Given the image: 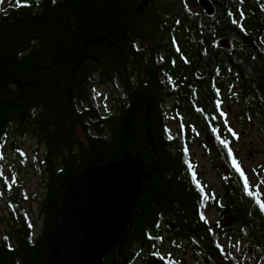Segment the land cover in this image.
I'll use <instances>...</instances> for the list:
<instances>
[{
	"label": "trees",
	"instance_id": "trees-1",
	"mask_svg": "<svg viewBox=\"0 0 264 264\" xmlns=\"http://www.w3.org/2000/svg\"><path fill=\"white\" fill-rule=\"evenodd\" d=\"M212 1L214 17L200 0H0V175L8 142L32 140L44 189L37 236L12 204L18 218L0 240V264H42L67 182L126 153L142 188L102 264H182L175 252L196 264L264 262V166L244 169L228 121L236 108L237 123L264 138V0ZM97 87L113 93L112 110L99 107ZM196 149L218 193L201 178Z\"/></svg>",
	"mask_w": 264,
	"mask_h": 264
},
{
	"label": "water",
	"instance_id": "water-1",
	"mask_svg": "<svg viewBox=\"0 0 264 264\" xmlns=\"http://www.w3.org/2000/svg\"><path fill=\"white\" fill-rule=\"evenodd\" d=\"M199 6L207 17L216 15L212 0ZM141 188L139 163L129 153L73 176L50 221L42 264H102L126 229Z\"/></svg>",
	"mask_w": 264,
	"mask_h": 264
},
{
	"label": "rangeland",
	"instance_id": "rangeland-1",
	"mask_svg": "<svg viewBox=\"0 0 264 264\" xmlns=\"http://www.w3.org/2000/svg\"><path fill=\"white\" fill-rule=\"evenodd\" d=\"M95 94L98 95L96 101L99 107L108 110L114 108L113 100L115 97L108 88L97 87ZM168 106H172V104L169 103ZM236 110L234 108L229 110L228 113V121L235 126L239 135V138L235 141V151L239 155L244 169L252 174L255 168L264 166V138L259 135L253 126L243 127L239 125ZM169 112L172 126L178 127L182 124L184 119L177 112H174L173 109ZM33 148L34 142L32 140H11L4 149V165L0 175V240L4 235L12 232L13 226L16 225L18 215L12 204L21 205L23 210L29 213L30 221L35 224L31 232L33 235L37 236L44 227L43 219L38 217V204L43 199L44 189L40 186L33 167L30 166L33 160ZM23 156H27L28 163H22ZM193 156L198 162L201 178L212 191L218 193L221 190V185L210 162L205 159L204 154L199 149L194 151ZM208 215L213 217L214 213L209 212ZM224 242L227 247L230 246L227 239ZM166 250L173 254L171 247L167 246ZM174 255L178 259H182V264H196L189 254L184 255L181 252H175ZM147 262L149 261H140L138 264H146ZM244 264L256 263L250 262L247 258ZM261 264H264V262Z\"/></svg>",
	"mask_w": 264,
	"mask_h": 264
},
{
	"label": "snow or ice",
	"instance_id": "snow-or-ice-1",
	"mask_svg": "<svg viewBox=\"0 0 264 264\" xmlns=\"http://www.w3.org/2000/svg\"><path fill=\"white\" fill-rule=\"evenodd\" d=\"M221 114L224 115V113H221ZM229 131H232V130L229 129ZM233 135H236V134L233 132ZM221 143L224 144L225 141L221 140ZM229 153L231 154V149H229ZM0 159H2V157H0ZM232 164H233V167L235 168V170L237 172H239L241 174V176L244 177V187L246 190H248V195L249 196L253 195L254 189L250 185L249 178L245 175L240 162L234 156L232 158ZM262 183H264V181H262ZM203 198L204 199H211L213 197H211L209 194H205ZM257 203H258L259 207L261 208V210L264 211V200L258 199ZM201 219H205V217L202 215Z\"/></svg>",
	"mask_w": 264,
	"mask_h": 264
}]
</instances>
